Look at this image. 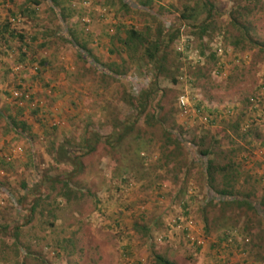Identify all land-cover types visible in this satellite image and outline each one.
<instances>
[{
	"label": "rangeland",
	"instance_id": "obj_1",
	"mask_svg": "<svg viewBox=\"0 0 264 264\" xmlns=\"http://www.w3.org/2000/svg\"><path fill=\"white\" fill-rule=\"evenodd\" d=\"M207 2L214 10L197 39L178 13L183 5L196 4L191 17L199 23L206 17L202 0H150L141 10L118 0H54L52 8L42 1L39 15L45 23L37 34L55 39L49 38L48 46H60L55 96L46 92L52 81L40 90L21 85L32 74L24 73L29 65L20 68L16 44L9 42L14 47L8 46L7 60L0 63V103H11L7 108L12 111L3 116L19 108L11 95L17 90L26 95L21 104L30 105L29 120L45 126L39 132L27 122L21 134L7 129L0 116V156L5 160L0 161V227L7 226L0 228V242L13 241L6 231L16 225L19 251L14 258L6 251L9 259L0 264H163L157 256L171 264H264V0ZM147 10L171 29L178 27L164 63L173 82L170 76H153L147 61L108 51L129 25L150 22ZM59 14L90 49L96 66L114 69V77L78 59L76 49L59 40ZM231 14L258 45L239 37ZM6 20L24 39L34 33L35 27L22 26V18ZM139 89L144 91L143 113H154L159 100V119L193 144L183 147L180 161L164 150L160 127L144 123L143 113L132 109L130 101L135 106L136 98L130 96ZM57 143L65 154L53 147ZM16 147L20 151L14 155L10 150ZM204 147L211 152L207 157L223 166L214 183L227 180L238 196L248 195L257 211L217 200L205 203L210 192L198 153ZM61 180L79 188L69 200L55 194ZM36 197L44 200L31 213Z\"/></svg>",
	"mask_w": 264,
	"mask_h": 264
},
{
	"label": "trees",
	"instance_id": "obj_2",
	"mask_svg": "<svg viewBox=\"0 0 264 264\" xmlns=\"http://www.w3.org/2000/svg\"><path fill=\"white\" fill-rule=\"evenodd\" d=\"M13 1V0H10ZM40 1H45V0H24L23 5L27 4L28 7H31L32 9L37 6V4H39ZM48 2L51 3V8L54 6L53 5V1L54 0H46ZM120 2H126L128 7H135V9L137 8V10H141L143 7L148 6L147 4H149L150 0H139L136 4V2H131L129 0H118ZM202 4L204 6V9L206 11V17H204V19L200 20L199 23L194 22L193 18L191 16H193V13L196 12V4H194L193 6L190 5H183L182 9L179 11L178 13V19L183 20V22H185L186 27L189 28L190 34H193L196 36L197 39H201L202 34H204V31L206 30V25H207V19H209L210 17V10H214V8L212 7L213 5L208 3L207 0H202ZM138 6H140L138 8ZM24 9H26V6H23ZM147 8V7H146ZM234 12V11H233ZM147 14L150 17V22H146L145 24H143L141 27H135L133 25H129L128 28L126 29V31L124 32L125 35L124 37H117L116 38V46L111 47V49H109V52H116L118 54L123 53L127 58H129V60L134 59L135 61L140 60V61H147L150 63V67L153 70V76L155 75H165V76H170V80L171 82H173L175 79L173 78V73L172 71L169 69V67H165V62L168 58V53L171 52L172 47L171 44L174 41L175 38H177L178 36V27L172 28L170 25H166L164 23V21H162L161 19H159L157 17V13L156 12H151L149 10H147ZM23 15V13H22ZM63 15H58L59 19V24L61 25L60 27L62 28L61 32L59 33L60 35H57V37L59 36V40L62 41H66L68 42L73 48L76 49V57L78 59L84 60L88 63H91L93 65V67L96 66V63L94 61V58L92 57L91 53H90V49L88 47L85 46V44L83 42H79V40L76 38V32H74L72 29H70L69 27H63L62 26V21L64 19ZM230 16H233L232 14ZM229 16V17H230ZM231 22H233V24L236 25V28L238 29L239 33V37L241 39H246L249 43L258 45V42L256 40H253L251 38V36L248 34V29L245 26V24H241L239 22L236 21V19L233 17L229 18ZM10 23L9 21H2L0 23V35H2L4 32H8L10 33L11 37L14 36V38H16L19 43L22 42L23 40V35L16 32L13 28H10ZM194 29V30H193ZM237 43V41H233L232 45L235 46ZM175 56H178L179 53L178 52H174ZM209 58H213L215 60V57L213 55V52H209L208 53ZM89 58V59H88ZM97 67V66H96ZM95 67V68H96ZM100 71L103 74H106L110 77H114L115 76V70H111V69H102L101 67ZM120 74V73H119ZM120 76V75H117ZM142 89H139L138 92L132 94L130 96V100L133 98H136V105L134 106L133 102L130 101V104L132 103V109L136 111L138 113H143V105H144V101H143V96H144V91H141ZM126 100H129V96L126 97ZM154 104L156 106H154V113H143V122L147 123V124H152L153 126H155V124H157L160 127V130L162 132V138H163V147L164 150H167L168 155L169 156H173V157H178L177 161H180V157H182L183 155V147H193V144H188V141H184L183 139H181L180 137V132L176 131L175 132H171L173 129L171 127H166L164 122L162 120H160L159 116L157 115L158 111H159V100H155ZM198 104L196 103V108H197V112L199 111L198 108ZM15 109V108H14ZM19 108L16 107L14 113L12 115H7L5 117V126L7 127V129H11V130H16L18 133H24L25 129H26V123L24 121H18L15 120V118L17 119L18 115H19ZM2 111H0L1 113ZM1 116V114H0ZM136 119V117H134ZM128 122V121H127ZM133 121H130V123H132ZM117 124H121L120 121H117ZM127 125V124H126ZM124 126V125H123ZM52 144V143H50ZM187 144V145H186ZM201 146V144H200ZM57 151H59V155L65 154L66 150L61 148L60 145L57 143V145L53 146ZM167 147H170V149H167ZM166 148V149H165ZM196 148V147H195ZM55 150V151H56ZM30 153V152H29ZM198 153L199 156L201 155L202 158V171L204 174V184L206 187V191L210 192L209 193V197H206L205 203H210L213 202L214 200L220 201L222 202V204L226 205H230L233 204L235 207H240L242 205H244L246 208H250L252 210H256L257 208L253 205H251V202L247 199V194L244 195L243 197L238 196L237 192L235 193L232 189H231V185L229 182H227V180L225 181L226 184H221V186L218 184L220 183H214L215 180V174L218 171H222L223 166H219L217 164H215L210 158H208V154H210V149L208 147H204V148H200L198 149ZM79 154H75L74 156H78ZM198 156V157H199ZM203 156V157H202ZM28 160L30 162H32V157L31 154L28 156ZM0 161L4 162L5 160L3 159V157L0 156ZM75 161L76 158H75ZM9 162V161H6ZM77 163V162H76ZM178 164H176L177 166ZM228 169L229 171H231L232 173H236L235 172V168L232 167L231 164L228 165ZM233 173V174H234ZM232 174V176H233ZM235 174V175H236ZM231 175V174H230ZM57 179V178H56ZM55 179V180H56ZM54 180V181H55ZM71 180V179H70ZM60 182V187L55 194L62 196L64 199H71L76 192L79 191V188L75 185L72 184V182L70 183L68 180H61ZM232 182V181H231ZM22 181L20 184L22 185V187H25V183ZM232 184V183H231ZM233 186V185H232ZM8 198H10V201H13V198H11L10 194H7ZM46 198V197H45ZM44 200V199H39V198H35L34 201L31 203V205L29 206L30 212L33 213L36 208L38 206H40V202ZM94 203L97 202V199L94 198ZM211 204V203H210ZM42 207H40L39 209V214L42 211ZM257 211V210H256ZM205 217H203L202 219L204 220V231H207L208 229V225L206 223V219H204ZM232 223V222H231ZM228 223L230 224V227L233 226V223ZM7 226H1L0 228H5ZM17 229L18 227L12 226L11 227V233L10 231H6V233L11 234L13 241H11V243L7 244L5 241H1L0 242V260L6 261L9 258L7 257V252L10 251V256L12 258L17 256L18 248L17 245L15 243V238L17 236ZM7 251V252H6ZM158 262H161L163 264H171L170 262L166 261L165 259H162L161 257H156Z\"/></svg>",
	"mask_w": 264,
	"mask_h": 264
},
{
	"label": "crops",
	"instance_id": "obj_3",
	"mask_svg": "<svg viewBox=\"0 0 264 264\" xmlns=\"http://www.w3.org/2000/svg\"><path fill=\"white\" fill-rule=\"evenodd\" d=\"M8 1H10V0H0V23L2 21H7L6 18L11 16L12 18H14V17L15 18L16 17L22 18V26L24 23H26V26H28V27L33 26L35 28L33 29L34 33H31L30 35L26 36L27 39H24V36H23V40H22V42H20L21 43L20 48L17 44V42H19V41L16 38H14V36L11 37L12 34L10 35V33H8L6 31L2 35H0V63L4 62L3 61L4 59L7 60V55H8L7 50L9 49L8 46L14 47V45H11L9 42L13 41L16 44L15 52L18 53V55L20 56V60H19L20 62H18V63H21L20 68H23L22 65L27 64V65H29V69L27 71H25L24 73L25 74H27V73L32 74V76H30V75L28 76L29 79L24 78V79L20 80L21 85L24 84V86H25L26 84H29L33 87V89L40 90L41 86H46L49 81H52L48 85L46 92L48 93V92L52 91L51 96L57 95L59 93V87L57 85H54L53 80L54 79L56 80V77H59L58 76V74H59L58 66L59 65H56L58 63V60L56 59L55 55L57 53V49L60 46H57L56 48L53 45L48 46L49 45V43H48L49 38L52 40H55V39L48 37L46 34H37V32H41V28H42L41 24L44 22V21H41L43 17H41V15H39V13L42 12L43 8H44L42 6H39L42 1H40L39 4H37V6H35L33 9L31 7H28L27 4L23 5L24 0L19 1V3H17L16 1L13 0V1H10L11 4L8 3ZM23 6H26V9H24ZM48 7L50 8V5ZM49 8H47V10H49ZM22 13H23V15H22ZM62 25H63V21H62ZM63 27H66V26L63 25ZM37 30H40V31H37ZM14 39H16V41H14ZM57 44H59V43L57 42ZM54 59H56V60H54ZM23 62H25V63H23ZM97 67H99V66H97ZM0 73L2 74L3 71L2 72L0 71ZM7 74H10L9 69L7 70ZM20 82L18 81V83H20ZM3 90H5V89H3ZM4 92L5 91H3L1 93L4 94ZM35 92H37V91H35ZM8 96H10V94ZM35 96H37V95L35 94ZM29 97L31 98L30 95H29ZM10 101H11V99H10ZM38 103H39V100H37L35 105L37 106ZM9 104L11 105V103H9ZM9 104L4 105V107H1V103H0V109H2V110H0V111H2L0 114H1V117H3L4 119L7 115L3 116V112L5 110L12 111L10 109L11 107L7 108V107H9ZM27 104L28 103L18 104L20 111H19V115L17 117L18 121H24L26 124L31 122L29 120V116L27 115L28 112L26 110L27 106H30V105H27ZM14 107L16 108V106H14ZM33 122H31V124ZM34 123L37 126H34ZM34 123L32 124V126L35 128L38 127L39 132H40V130L42 131V129L45 126L42 123V121L36 120V122H34ZM50 127H53V122H52V125ZM45 129H47V127H45ZM3 154L8 155L5 152Z\"/></svg>",
	"mask_w": 264,
	"mask_h": 264
},
{
	"label": "built area",
	"instance_id": "obj_4",
	"mask_svg": "<svg viewBox=\"0 0 264 264\" xmlns=\"http://www.w3.org/2000/svg\"><path fill=\"white\" fill-rule=\"evenodd\" d=\"M11 95H12V98L14 99L13 102L16 103V104H20L21 103V98H23V96H26V95H23L21 94V92L17 91V90H13L11 91ZM179 104L182 108H184V100H183V97H179ZM20 151L19 147L17 148H13L10 150V152L14 155L16 153H18ZM1 155H4V157L8 160L10 157L8 155H5V154H1Z\"/></svg>",
	"mask_w": 264,
	"mask_h": 264
}]
</instances>
